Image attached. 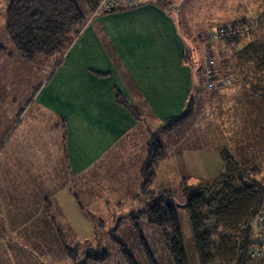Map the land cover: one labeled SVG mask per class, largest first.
<instances>
[{"label":"rangeland","instance_id":"1","mask_svg":"<svg viewBox=\"0 0 264 264\" xmlns=\"http://www.w3.org/2000/svg\"><path fill=\"white\" fill-rule=\"evenodd\" d=\"M76 1L85 13L86 22L96 14L111 13L101 9L99 5L90 9L86 0ZM165 1H168L165 2L166 7L172 10L179 23L183 37L186 36V54L195 68L194 78L198 77L195 92L181 111L192 100V114L178 128L183 126V131H189L190 138L187 139L189 143L192 141L193 147H214L219 142L222 148L232 152L247 168L255 169L253 178L264 184V103L253 93L264 86V80H261L264 79V0ZM140 4L141 0L136 6L120 10L131 9ZM7 5V0H0V47L3 46L9 52L13 46L4 32ZM237 19H244L246 22L243 36L240 40L224 44L221 39L224 34L219 32V28ZM66 52L67 50L64 53ZM2 56L4 55H0ZM61 56L58 55L59 58ZM58 57L43 58L46 59L45 63L40 60L27 70H20L19 65L13 62H0V130L5 129L6 125L8 127L11 121H16L1 137L0 168L3 174H7L2 176V181L14 195L20 192L15 198L21 199L22 203L35 202L36 197L35 192H30L27 196L25 187L20 186L19 191V184H27L25 172L21 171L25 167L26 148V132L22 126L25 120L51 121L46 113L36 108L35 96L41 83L51 73L50 66L55 64ZM253 57L258 60L262 58V72L255 68L256 59ZM209 61H213V64H208ZM205 69L204 78H201V71ZM240 71L244 73V79ZM247 72L253 76L247 75ZM16 109L19 110L17 117L14 115ZM16 127L17 161L9 157L10 151L16 153L12 149ZM41 129L46 137V130L40 126L38 130ZM176 129L177 127L171 131ZM141 131H138L140 137L134 139L136 154L131 155L134 158L128 161L132 171L124 170V166L118 167L123 174L119 182H112L116 175L100 179L98 184L91 186L90 193L86 191L79 194L81 203L73 197L75 192L72 187L63 186L66 177L61 137L51 132L49 153L45 152L47 146L44 151L34 150V168H42L44 172L50 168V176L43 173L42 177L41 174L38 177L44 181L48 178L50 185L58 188L50 192L53 208L50 202L49 207L43 206L42 209L35 206L33 211L39 214L43 211V215L50 212V215H54L56 210L57 218L26 219L25 225L18 227L19 235L12 232L11 236V230L17 228L15 224L12 227V224L23 219H11V226L7 224L8 220L4 224L0 223V264H82L90 254L101 252L108 254L107 260L91 264H128L120 247L136 264H175L170 254L171 232L163 231L148 221L146 210L150 198L142 190L143 183L137 189L128 179L135 173L138 175L137 166L141 164V155L148 152L143 139L145 131ZM155 136L164 137L165 133ZM52 142L56 144L55 149ZM173 142L174 136H167L163 140L166 157L161 161L148 189L173 191L186 262L199 264L182 190L184 184L194 185L198 180L181 181L176 170L168 171L166 159L170 161L168 156ZM121 165L126 166L125 163ZM14 171H17L16 176ZM75 190L78 192L79 187ZM2 191L0 206H8L7 199L2 197L3 201L1 200ZM259 214L252 224V239L255 241L259 239ZM67 249H72L76 258L71 257Z\"/></svg>","mask_w":264,"mask_h":264},{"label":"crops","instance_id":"2","mask_svg":"<svg viewBox=\"0 0 264 264\" xmlns=\"http://www.w3.org/2000/svg\"><path fill=\"white\" fill-rule=\"evenodd\" d=\"M165 2L168 3L165 0H141L137 7L90 17L67 52L50 66L51 73L41 83L35 105L51 121L25 120L22 126L26 132V148L25 167L21 171L25 172L27 184H19V191L25 187L27 196L35 192V202L22 203L21 199H16L20 192L14 195L2 181V176L7 174H3L0 168L1 200L4 197L9 201L8 206H0V223L8 220L7 224L11 226V219H23L12 224L17 228H13L9 236L12 232L18 234V227L21 224L24 226L26 219L57 218L56 210L54 215L33 211L35 206L42 209L43 206L49 207L50 192L58 188L56 185L52 187L48 178L44 181L38 177L40 174L42 177L43 173L50 176V168L45 172L41 167L34 168V150L44 151L47 146L45 152L49 153L51 132L61 137L66 177L63 186L72 187L75 192L73 197L80 203L79 194L90 193L91 186L98 184L100 179L116 175L112 182H119L123 174L118 167L124 166V170L132 171L128 161L134 158L131 155L136 154L134 139L140 137L138 131L141 130L145 131L143 139L146 149L153 132L165 133L164 137H158L161 144L167 136H174L168 156L170 161L166 159V166L168 171L176 170L181 181L212 179L221 174L223 165L219 154L228 149L222 148L219 142L214 147H193L192 141L189 143L187 139L190 138L189 131H183V126L174 131L162 128L164 119L181 113L198 83V77L197 81L194 78L195 68L186 54V36L183 37L177 19ZM14 50L12 47L8 53L0 52V55H4L0 57V62H13L19 65L20 70L33 66L34 63L24 62ZM40 60L45 63L46 59L41 58L36 62ZM243 74L241 72L240 75L244 79ZM117 93L141 110V120L117 102ZM18 111L15 110L16 117ZM15 122L11 121L8 127L6 125L5 129L0 130V145L2 135ZM40 126L46 130V137L42 129L38 130ZM15 129L14 151L18 142V128ZM17 156V151H10L12 160L17 161ZM146 156L141 155L142 165ZM165 157L166 152L163 160ZM141 164L137 166L138 175L135 173L128 178L137 189L143 183ZM14 173L16 176L17 171ZM77 187L78 192L75 190ZM51 206L53 208L52 202Z\"/></svg>","mask_w":264,"mask_h":264},{"label":"trees","instance_id":"3","mask_svg":"<svg viewBox=\"0 0 264 264\" xmlns=\"http://www.w3.org/2000/svg\"><path fill=\"white\" fill-rule=\"evenodd\" d=\"M7 1L4 32L20 58L29 64L35 63L39 58L53 59L59 54L63 55L86 22L85 13L76 0ZM100 1L86 0V3L90 9H94ZM245 27L244 19L223 25L219 28V32L224 34L221 39L226 43L240 40ZM0 52L8 53L3 46L0 47ZM261 59L254 61L258 72L263 70ZM205 71L206 69L203 73ZM247 75L253 76L248 72ZM257 89L253 93L264 103V86ZM116 99L135 118H143L141 110L132 106L121 93H117ZM191 107L192 100L179 115L164 119L162 128L171 131L182 125L191 116ZM147 149L140 173L143 179L142 190L151 199L147 202L148 221L163 231L171 232L170 254L173 261L175 264H187L173 191L148 189L165 153L155 134L150 137ZM219 156L223 165L219 176L201 179L194 185L184 184L182 188L198 263L264 264V253L261 252L256 257L251 255L253 250L262 245L260 239H252V224L264 206V184L253 178L255 169L247 168L230 151L222 150ZM120 248L127 263L136 264L131 256ZM67 250L71 257L76 258L72 249ZM107 258L106 252L90 254L82 264L104 262Z\"/></svg>","mask_w":264,"mask_h":264},{"label":"built area","instance_id":"4","mask_svg":"<svg viewBox=\"0 0 264 264\" xmlns=\"http://www.w3.org/2000/svg\"><path fill=\"white\" fill-rule=\"evenodd\" d=\"M138 3L139 0H101L99 3V7L105 11L111 12L112 10L117 8L133 7L136 6ZM210 62L213 64V61H209L208 64ZM258 230H259L258 237L262 245L260 248H256L255 250L252 251L251 255L253 257L258 256L261 252L264 253V206L259 214Z\"/></svg>","mask_w":264,"mask_h":264}]
</instances>
